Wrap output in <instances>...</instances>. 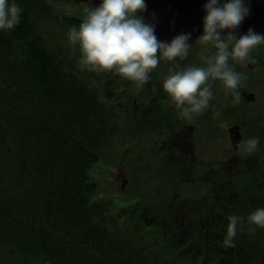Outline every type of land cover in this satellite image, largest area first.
Masks as SVG:
<instances>
[{
  "label": "trees",
  "instance_id": "trees-1",
  "mask_svg": "<svg viewBox=\"0 0 264 264\" xmlns=\"http://www.w3.org/2000/svg\"><path fill=\"white\" fill-rule=\"evenodd\" d=\"M15 3L21 8L19 23L9 30L0 29V261L160 264L162 254L152 257L155 248L128 225L120 224L107 203L96 199V182L90 173L91 166L105 157L131 124L134 108L146 104L145 97L137 101L142 96L141 85L115 71L79 66V47L70 48L67 33L81 20L43 0ZM160 63L177 62L161 58ZM153 84L163 82L149 77L143 86ZM226 103L229 115L235 114L239 105ZM252 127L257 132L258 124ZM259 134L260 145L264 133ZM228 176L222 175L228 181H220L217 175L218 184L205 193L200 208L186 201L177 227L182 229L183 242L200 250L196 261L256 264L249 258L251 247L240 236L244 235V220L237 225L232 246L224 244L228 216L241 217L243 211L246 217V200L252 195L244 173ZM217 190L221 198L213 199ZM208 195L211 203L206 212ZM162 205L161 194L158 207L150 203L152 209ZM237 205L244 206L243 210L236 209ZM171 213L176 216L175 211ZM200 213H206L209 225H199H203Z\"/></svg>",
  "mask_w": 264,
  "mask_h": 264
},
{
  "label": "rangeland",
  "instance_id": "rangeland-1",
  "mask_svg": "<svg viewBox=\"0 0 264 264\" xmlns=\"http://www.w3.org/2000/svg\"><path fill=\"white\" fill-rule=\"evenodd\" d=\"M43 1L56 2L63 13L78 12L67 4L70 0ZM70 48L74 47L70 44ZM215 51L213 45L202 44L197 40L190 45L185 59L177 57L174 61L180 68L190 65L205 66L204 59ZM73 55L78 58L77 52L74 51ZM249 55L255 59V63L229 58V65L242 76L235 92L226 89L221 80L210 78L208 86L213 97L209 106L191 120L180 116L179 110L163 90V84H153L151 88L141 85L139 89H142V96H137V101L140 102L145 97L146 104L134 108L131 124L106 150L105 157L90 168L91 176L96 182V199L107 203L120 224L128 225L132 232L155 248L152 257L158 252L162 254L158 257L160 264H211L204 259L195 260L194 257L199 255L200 250H194L193 246L183 242L184 234L177 227L181 220H176L186 201L188 204L198 203V208L202 206L205 193L218 184L217 175L221 181L226 180L222 175L235 178L244 173L245 184L250 180L252 195L246 200L249 207L245 209L248 212L246 217L256 209L264 208V143H258L256 150L251 152L235 148L229 130L232 126L239 125L242 140L261 139L259 132L264 133V43L257 45ZM176 65L159 63L149 73V77L163 82L169 68L175 69ZM139 92L140 90L137 93ZM252 92L254 100L249 96ZM234 93L241 94L245 99V106L229 115L223 94L228 96ZM123 96H128L126 87ZM252 100L255 106L253 111L250 109ZM241 101L242 98L233 100L234 103ZM250 123L252 126L258 124L257 132ZM160 146H165V149H159ZM230 188L232 187L228 190ZM160 194L163 205L159 208H165L163 211L150 207V203L158 207ZM208 197L209 195L205 200L206 212L211 203ZM211 197L221 198V195L217 190ZM237 207H241V211L244 206L237 205L236 209ZM169 211H175L176 216L172 213L168 215ZM202 213L199 217H202L203 225H199L207 226L211 222L206 213ZM240 216L244 220V235L240 236L251 247L249 258L256 264H264V227L248 223L243 211ZM173 221L174 226L171 224ZM253 228L255 231L250 230ZM0 264L7 263L0 261Z\"/></svg>",
  "mask_w": 264,
  "mask_h": 264
},
{
  "label": "clouds",
  "instance_id": "clouds-1",
  "mask_svg": "<svg viewBox=\"0 0 264 264\" xmlns=\"http://www.w3.org/2000/svg\"><path fill=\"white\" fill-rule=\"evenodd\" d=\"M145 8V0H101L95 7L85 8V16L78 27L73 26L67 33L70 44L78 45L79 66L92 71H115L127 80L143 85L149 80V73L158 67L161 58L173 61L177 57L185 59L190 45L189 34L174 37L170 43L157 40L154 28L145 24L138 11ZM202 44H211L216 51L204 59L205 66L190 65L185 68H169L163 79V89L170 102L179 110L182 118L193 119L209 106L213 93L208 86L209 79H219L226 89L235 92L242 76L228 61H248L255 63L250 52L264 43V35L251 29L237 38L231 32L221 36L224 29L236 28L248 14L242 0H228L223 5L219 0H208L204 5ZM21 8L12 0H0V29L9 30L19 23ZM220 30V31H218ZM178 69V70H177ZM239 95V93H236ZM219 115V113H216ZM259 138L242 140L239 147L249 152L255 151ZM226 246H232L238 224L243 218L228 216ZM250 224L264 227V208L256 209L247 217ZM255 231V229H250Z\"/></svg>",
  "mask_w": 264,
  "mask_h": 264
},
{
  "label": "water",
  "instance_id": "water-1",
  "mask_svg": "<svg viewBox=\"0 0 264 264\" xmlns=\"http://www.w3.org/2000/svg\"><path fill=\"white\" fill-rule=\"evenodd\" d=\"M228 0H219L223 5ZM248 8V14L234 29H224L220 32L225 36L231 32L237 38L253 32L264 35V0H242ZM208 0H145L142 20L154 28L157 40L170 43L177 35L189 34V44L195 42L203 35L204 17L207 12L204 5ZM220 31V30H218ZM233 146L239 148L242 141V132L238 125L230 128Z\"/></svg>",
  "mask_w": 264,
  "mask_h": 264
},
{
  "label": "flooded vegetation",
  "instance_id": "flooded-vegetation-1",
  "mask_svg": "<svg viewBox=\"0 0 264 264\" xmlns=\"http://www.w3.org/2000/svg\"><path fill=\"white\" fill-rule=\"evenodd\" d=\"M100 3H101V0H70V2H67V4L73 6V8H76L78 10V13H83V12H85V8L95 7V6H98ZM142 14H143V11H138L137 12V16H139L141 18H142ZM240 96H241V94L237 95L236 93H234L233 95H228V96H226V95L223 94V100L225 102H228V100H229L231 103H234L233 100L235 98H242V101L241 102L236 103L239 106H236V107L234 106L236 108V110L239 111L240 109H244V106H245L244 105V100L245 99L242 96L241 97ZM249 96H252V99L253 100L255 99V95H254L253 92L251 94H249ZM225 98L227 100H225ZM253 100L251 101L252 104H251V107H250V109L252 111L255 108V106L253 104ZM226 106H227V103H226ZM231 106H233V105H231ZM228 109H230V111H234L230 107ZM208 112H209V110H208ZM226 112H228V111L226 110Z\"/></svg>",
  "mask_w": 264,
  "mask_h": 264
},
{
  "label": "bare ground",
  "instance_id": "bare-ground-1",
  "mask_svg": "<svg viewBox=\"0 0 264 264\" xmlns=\"http://www.w3.org/2000/svg\"><path fill=\"white\" fill-rule=\"evenodd\" d=\"M46 3H48L50 6H52V7H54V6H56L57 5V3L56 2H49V1H46ZM66 14H68V15H72V16H74L75 18H77V20L79 21V20H81L82 21V19H83V17H84V15L86 14L85 12H83V13H68V12H66ZM197 41V40H196ZM195 41V42H196ZM194 43V42H193ZM192 44V43H191ZM239 126V125H238ZM240 127V126H239ZM241 130V129H240ZM243 137V136H242Z\"/></svg>",
  "mask_w": 264,
  "mask_h": 264
}]
</instances>
